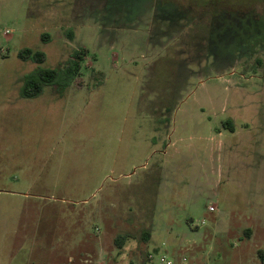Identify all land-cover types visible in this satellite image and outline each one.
<instances>
[{"label": "rangeland", "instance_id": "obj_1", "mask_svg": "<svg viewBox=\"0 0 264 264\" xmlns=\"http://www.w3.org/2000/svg\"><path fill=\"white\" fill-rule=\"evenodd\" d=\"M124 1L0 0V264H264V48L187 71L191 31L150 40L154 0Z\"/></svg>", "mask_w": 264, "mask_h": 264}, {"label": "trees", "instance_id": "obj_2", "mask_svg": "<svg viewBox=\"0 0 264 264\" xmlns=\"http://www.w3.org/2000/svg\"><path fill=\"white\" fill-rule=\"evenodd\" d=\"M141 1H124V13L132 11L134 5L138 10L142 4ZM258 2L261 0H250V2L246 0H195L192 4L186 5L180 0H154L152 18L156 26H154L150 40L170 37L173 34L180 35L181 31L188 28L191 32L189 31L190 34L185 43L181 39L178 49L168 47L172 55H177L182 59L180 64L183 69L191 70V65L195 66V64L191 63L190 59L195 57L203 61L201 65H204V69L213 68L224 71L230 68L235 61L247 60L253 57L256 51L264 48V10L257 12L254 9L255 6H251ZM107 3L110 4L111 0H107ZM126 14H121L119 17H124ZM108 23L105 22L102 26ZM193 31H198V33L193 35ZM187 43L193 44L195 52L192 53V48L187 46ZM194 53L198 56H194ZM84 56L85 51L83 50L74 53L72 62L65 67L68 77L79 73ZM18 57L34 62H43L45 59L44 53L32 51L29 48L21 49ZM208 59L210 61L207 63ZM255 60L261 64L258 57H255ZM56 74L57 69H34L28 79L23 82L21 95L38 96L45 83L53 80ZM202 74L206 75L208 72L204 70ZM229 123L227 121L226 125ZM244 232L246 235L250 234L248 228ZM128 237L126 233L117 235L115 244L121 247ZM140 238L147 242L150 238L149 229L142 231Z\"/></svg>", "mask_w": 264, "mask_h": 264}, {"label": "built area", "instance_id": "obj_3", "mask_svg": "<svg viewBox=\"0 0 264 264\" xmlns=\"http://www.w3.org/2000/svg\"><path fill=\"white\" fill-rule=\"evenodd\" d=\"M209 210L213 207L209 206ZM146 264H192L189 258L171 256L166 253L162 254H152L148 253Z\"/></svg>", "mask_w": 264, "mask_h": 264}]
</instances>
